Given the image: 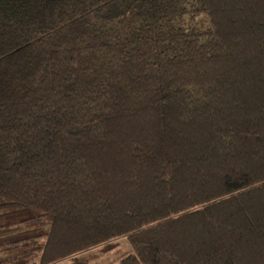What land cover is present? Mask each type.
I'll list each match as a JSON object with an SVG mask.
<instances>
[{
	"label": "trees",
	"instance_id": "obj_1",
	"mask_svg": "<svg viewBox=\"0 0 264 264\" xmlns=\"http://www.w3.org/2000/svg\"><path fill=\"white\" fill-rule=\"evenodd\" d=\"M264 264V0H0V264Z\"/></svg>",
	"mask_w": 264,
	"mask_h": 264
},
{
	"label": "rangeland",
	"instance_id": "obj_2",
	"mask_svg": "<svg viewBox=\"0 0 264 264\" xmlns=\"http://www.w3.org/2000/svg\"><path fill=\"white\" fill-rule=\"evenodd\" d=\"M113 248L109 251L101 250V247L93 248L88 250L87 254L91 255V261L94 264H111L117 263L121 253L131 251L129 244L125 237L118 238L112 242ZM67 264V261H64Z\"/></svg>",
	"mask_w": 264,
	"mask_h": 264
}]
</instances>
